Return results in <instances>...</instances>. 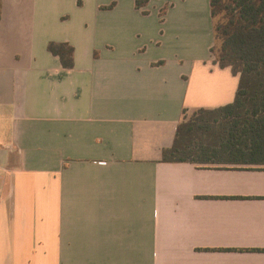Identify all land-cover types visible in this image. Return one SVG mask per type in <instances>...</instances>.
Segmentation results:
<instances>
[{
  "label": "crops",
  "instance_id": "1",
  "mask_svg": "<svg viewBox=\"0 0 264 264\" xmlns=\"http://www.w3.org/2000/svg\"><path fill=\"white\" fill-rule=\"evenodd\" d=\"M212 45L209 0H0V264H264V165L161 161Z\"/></svg>",
  "mask_w": 264,
  "mask_h": 264
},
{
  "label": "trees",
  "instance_id": "2",
  "mask_svg": "<svg viewBox=\"0 0 264 264\" xmlns=\"http://www.w3.org/2000/svg\"><path fill=\"white\" fill-rule=\"evenodd\" d=\"M146 3L135 0V7ZM209 7L213 31L209 51L218 67L238 75L235 97L227 105L199 108L184 116L161 161L264 165V0H209ZM46 49L62 68L73 66V47L68 43L49 42Z\"/></svg>",
  "mask_w": 264,
  "mask_h": 264
}]
</instances>
